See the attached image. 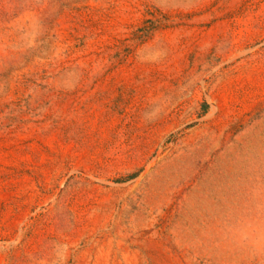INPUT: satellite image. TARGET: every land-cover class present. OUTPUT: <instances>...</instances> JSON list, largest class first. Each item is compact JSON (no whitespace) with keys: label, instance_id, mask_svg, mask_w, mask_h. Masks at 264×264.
Returning a JSON list of instances; mask_svg holds the SVG:
<instances>
[{"label":"rangeland","instance_id":"rangeland-1","mask_svg":"<svg viewBox=\"0 0 264 264\" xmlns=\"http://www.w3.org/2000/svg\"><path fill=\"white\" fill-rule=\"evenodd\" d=\"M0 264H264V0H0Z\"/></svg>","mask_w":264,"mask_h":264}]
</instances>
